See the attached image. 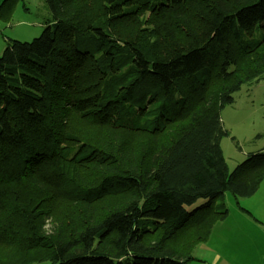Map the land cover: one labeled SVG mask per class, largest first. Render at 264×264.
Here are the masks:
<instances>
[{"label":"trees","instance_id":"obj_1","mask_svg":"<svg viewBox=\"0 0 264 264\" xmlns=\"http://www.w3.org/2000/svg\"><path fill=\"white\" fill-rule=\"evenodd\" d=\"M44 1L41 35L0 56V264L200 261L218 198L264 180V154L231 172L221 145L264 81V0Z\"/></svg>","mask_w":264,"mask_h":264},{"label":"rangeland","instance_id":"obj_2","mask_svg":"<svg viewBox=\"0 0 264 264\" xmlns=\"http://www.w3.org/2000/svg\"><path fill=\"white\" fill-rule=\"evenodd\" d=\"M3 1L0 0V5ZM9 6V3H5V12H8ZM15 6L13 13H10L11 21L8 23L2 21L3 24L0 26L2 47L0 56L7 47L8 40L14 38L31 42L41 35L47 23L52 19V12L44 0L18 1ZM149 15L148 12L147 16ZM146 26L147 23L144 21L142 27ZM242 28L248 37H258L261 33V28L248 29L244 24H242ZM253 82L255 83L251 84L253 88L249 92L246 89L238 91L235 95V102L227 105L221 112L222 122L229 129L228 134L222 139L221 145L231 171H234L238 165L251 156V152L256 151L257 154H264V83L259 86L257 81ZM232 198L233 195L227 192L218 198L216 203L217 205L224 204L227 207ZM205 202V199H200L187 208L193 210ZM33 264L51 263L46 261Z\"/></svg>","mask_w":264,"mask_h":264},{"label":"crops","instance_id":"obj_3","mask_svg":"<svg viewBox=\"0 0 264 264\" xmlns=\"http://www.w3.org/2000/svg\"><path fill=\"white\" fill-rule=\"evenodd\" d=\"M3 2L0 5V26L2 21H11L1 18ZM263 83L260 81L257 85ZM252 88L251 84L243 85L240 91L246 89L249 92ZM223 126L229 132L225 124ZM251 153L257 154L256 151ZM227 163L229 166L228 160ZM227 209V218L214 226L210 240L196 248L195 256L200 261L192 264H264V180L253 196L240 198L239 205L232 198Z\"/></svg>","mask_w":264,"mask_h":264}]
</instances>
